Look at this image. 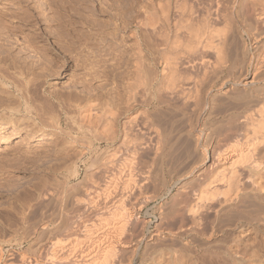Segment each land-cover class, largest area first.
Returning <instances> with one entry per match:
<instances>
[{
    "label": "rangeland",
    "instance_id": "obj_1",
    "mask_svg": "<svg viewBox=\"0 0 264 264\" xmlns=\"http://www.w3.org/2000/svg\"><path fill=\"white\" fill-rule=\"evenodd\" d=\"M131 1L73 0L72 2V0H0V264H26L30 261L32 262V260L33 264H37L38 262V264H74V261H77V258L74 256V247L81 246V250L89 248V243H91L89 241L95 236V233L92 231H95L96 227L102 225L106 215H108L106 210H104L106 208L103 207L102 209L95 210L94 213V210L90 211V213L88 212L90 215H86V217L83 218L84 220L86 219V224H88L90 228L92 226L91 229H94L90 232L85 226L84 228L80 227L81 229L78 228L81 231L77 229L79 235L84 239L81 240V242H76L74 234L69 236L70 234L68 232L56 231L54 229L64 221L67 214H71L69 213L72 212L71 210H73L72 213L76 210L73 200L86 199V197H99L104 203L103 200L104 198L106 199L107 196L105 195H107L108 192L106 188L107 181L99 178L100 176L98 175L100 172L97 168L100 169L102 164L106 163V161L108 163L109 156L110 159L115 158L118 160L120 162H118V164L138 167L137 169H139L141 175L143 174L148 177V181H146V183H148L146 184V188H144L145 190H143L145 192L134 195L136 197L132 195L129 201H125V205L128 206L127 208L130 207L129 211L133 212V214L135 211V223L137 221L139 222L135 224L137 230H134L139 233V235L142 234L140 242L131 245V247H128L126 250L118 245V247L121 248L120 250H122V253L119 251V258L126 264H177L180 261H176V259L173 261L175 256L172 252H174V250L181 252L178 254L181 255L182 258L180 257V259L183 260L181 261L182 263L180 262L178 264H198V259H201V264H226L225 247L228 245L235 246L239 244L250 246L256 243L257 246L255 249L258 251L261 250L258 242L264 238V230H262V227L260 229H254L249 220H246L248 217L241 215L243 213H239L241 209L235 212L234 215H230L231 212L229 213V211H226V215L224 213L222 214L224 215L222 217L226 219H224V221H219V223L216 221V218L213 219L215 215L214 212H209V222H212L210 224H215L217 227L219 225L222 227H219L221 231L217 232L215 236L210 237V243L206 246L201 245V240H199V242H194L191 247L192 251L189 253L190 256H187L188 253L185 251L182 252L181 245H179L181 242L185 241V237L180 235L174 236L173 231H178V227H180L181 224L185 225V223L181 221V214L186 212L185 209L189 202L192 201L191 203H195L193 201L198 196V191L200 192L202 189L201 182H204L197 177V175L201 173L200 171L192 173L189 178L186 177L191 170L199 167L201 164V161L195 160L199 154L198 152H200V148L196 150L198 153L197 155L195 153L196 156H187V154H185L190 143H192L190 144L191 150L193 149L192 145L195 143L193 141H195V136L199 134L200 128L204 126L203 129L210 133L209 137L214 140L213 142L216 145L218 144V147H221V145L222 147H226V144L229 145L235 140V138H233L226 141V132H229L226 127H229L232 120L237 115L242 114L247 107L252 106L250 104H257V107L264 104V76L262 79V76L256 75L259 82L256 80V84L253 86H244L243 84L246 80L248 81L253 78L252 76L256 70L255 68L259 70L262 67L261 70H264V66H261L264 65L263 16L261 15L262 17H260L258 11H249L250 13L247 14L251 15L252 12V15H254L253 20H255V18L256 20L259 19L258 21L255 20V23L253 20L251 21L252 16L246 15L247 11L244 13L241 12L240 16L237 17L240 7L237 6L235 0H233L235 2L231 0L232 3L230 1L229 6L227 5L224 7L226 11H224V13L228 11V15L226 14L228 19H225V24L229 23L225 25V20H222L221 23L217 24L215 27V32H220V34L217 33L218 36L221 35V31L222 34L223 31L224 34H227L225 35L228 36L230 44L224 47V52L226 53L223 52V54L225 57L223 55L224 58L222 57V60L219 61L217 65L222 71L221 77L223 78L225 76V85L223 84L224 89L223 94H221L222 97L220 95L219 97H221V99L218 98L219 100L210 101L208 97L206 98V96H203V103L199 104L200 107L198 106L197 109V105H195L193 101H189L191 105L188 104L185 109L183 108L185 105L181 106L179 109L180 112L178 110L176 112L174 111L173 116L176 114L174 120H177V122H175L177 124H174V130L170 133L168 132L164 137V139L166 138L165 141L168 148H165L167 152L165 151L166 155L163 160L158 156L159 154L155 153L154 148L149 150L148 147H151L152 143L155 144L159 138L155 131L157 126L155 124L156 120H154L155 112L158 107H151V114H149L148 105L146 103L149 100V98H147L149 93L144 89L147 84H142L143 82L146 83L147 80L144 79L145 81L143 80L142 82L140 81L141 79L138 78V83L142 82V85L139 84L140 87H137L136 92L140 90V92L144 91V93H136L138 95H136V97L139 98V100L141 98V100L139 101V106L133 109H130L129 104L126 103L127 92L124 88H126L125 84H127L126 77L132 68L131 66H133L132 64H134L133 61L135 62L137 57L136 49L138 42L143 39L147 40L148 43L152 42L150 34L148 33L149 31L147 30L149 27L147 25L145 26V22L147 23L148 19L144 17H151V8L154 4H165L167 0H151V2L150 0H138L139 3L137 0ZM204 1L202 2L200 0V3H197L199 7L202 3L203 7L205 6L204 4H206V7H202L203 11L207 7H212L214 5L211 0H207V2L210 1L208 4L206 1L204 3ZM197 2H199V0ZM147 5H150L149 8ZM254 13L258 14L256 15ZM249 17L250 20H248ZM242 18L243 22H241ZM143 19L147 20L143 21ZM139 22L141 24L144 22V25H140ZM143 26L145 27L143 28ZM233 27H236V29L234 30ZM216 28L221 29L217 31ZM63 31L65 33H63ZM145 33H148L147 37ZM222 37L225 36L223 35ZM211 53L212 52L208 53L210 60H213V62L217 61L216 53ZM153 54L152 52L148 53L150 56H145L148 60L146 59V61L144 59L146 66L148 64L147 70H150L148 71L150 72L148 74L149 79L147 78L149 81L154 80L153 78L156 76V70L159 72V78H163L165 75L162 71L163 65L161 63L158 64L159 61H156L160 60V57H157L158 54L155 56L154 52ZM228 55L230 57H228ZM241 58L242 61L240 60ZM258 60H260L259 62L263 60L260 66H258V64L256 65ZM221 62L223 65H221ZM127 65L128 67H126ZM153 72L155 75H152ZM228 73L231 74L229 75ZM236 73H243L242 78H240L241 81L238 84L232 83L235 80V76L238 75ZM255 73L258 74L260 71ZM115 86H117V88ZM217 86L220 87V84ZM118 87L122 96L120 95V99L115 101L114 104L117 105L114 109L118 112L120 111L122 114L118 124H114L115 127H113V124H110V126L109 124H105V116L107 114L103 106L110 96H107V93H115L114 91H116ZM103 89L105 90L103 91ZM79 90L80 92H78ZM224 93L229 98H225ZM86 95H90L92 100H86ZM247 99L254 101H247ZM260 101H262V104ZM257 102H260V104ZM229 104L230 106H227ZM90 107L95 108L97 111L100 109L98 112H102L101 114L99 113L101 116L104 113V117L102 116L103 122H101L98 128L99 131L81 126L82 120L81 117H79L81 116V110ZM232 108L234 109L232 110ZM139 111H144V113H140ZM39 114H42L41 118ZM183 115H186V117ZM131 116H136L135 118L138 117L136 122L139 125L135 126L136 130L127 133L123 131V121ZM143 116L145 119H143ZM179 116L180 118H178ZM59 120L62 122L61 127L58 123ZM180 120L182 121L180 122ZM192 120L194 121L191 124ZM46 122L49 125H46ZM111 125H113L112 127L114 129H119L113 131ZM141 125L145 128L141 127ZM175 125H177V129ZM168 126L167 129H170V126L172 127L170 123ZM140 129H143V132ZM187 129L193 131L195 136L189 135ZM108 132H110L109 134H111V136ZM125 134L127 135L125 136ZM112 136H116V139L112 138ZM137 136L138 138H136ZM150 136H152L151 139ZM148 138L150 140L153 138L152 143L147 146L148 149L145 148L143 152L140 151L141 155L133 152V150H136L137 144L148 140ZM185 139H188V145L185 143ZM173 141L174 143H172ZM180 143L182 145H179ZM185 144L187 145L186 148ZM174 148L175 150L173 151ZM134 153H136L137 156L139 155V157L141 156V158L138 157V159ZM148 153H151L149 154L150 157ZM175 153L183 155L182 157L180 156V160L177 158L173 160L172 157ZM140 159L144 161H140L139 163L138 160ZM186 166L188 168H186ZM207 175L206 172L201 173L202 177ZM213 178L214 176L210 178V181L207 179V182H211ZM101 179L104 181H101ZM255 179L257 181H262L261 179H263L264 181V178L258 176L255 177ZM178 180L182 182L179 183L180 181ZM120 182L122 183V181ZM51 190H53V192ZM104 192H106V194H104ZM52 198H54V200H52ZM109 200L111 201L110 198L107 199L108 202H110ZM173 202H175L176 205ZM51 204L54 205L52 206ZM181 208H183V211ZM210 215L212 220L210 219ZM172 216H175V219L174 217L172 218ZM159 218L162 221L159 220ZM149 219L153 221V224L148 232H144V227L142 228L144 223L142 222L143 220ZM159 221L162 222L161 225L163 228H161L163 231L160 232L161 234L156 235L155 239L151 241L157 242V240L160 239L162 241L160 240V242H158L160 246L158 245L157 248L153 245L151 247V245H147V242H149V238H151L150 235L156 233L154 224ZM173 222L175 223L174 226H172V224H174ZM43 224H45V226H43ZM48 229L49 231H47ZM88 230L90 235L88 234ZM52 237L56 238L54 239ZM173 238L175 239L171 240ZM212 239L213 241H211ZM49 240L52 241V244ZM158 247H160V249ZM55 254H57V256H54ZM64 255H66V257L68 256V258L70 257L69 260L68 258L66 259ZM62 256L66 259H64L65 261ZM29 258L31 260H29ZM254 263L264 264V256L259 258L258 261L252 260V262H250V264Z\"/></svg>",
    "mask_w": 264,
    "mask_h": 264
},
{
    "label": "bare ground",
    "instance_id": "obj_2",
    "mask_svg": "<svg viewBox=\"0 0 264 264\" xmlns=\"http://www.w3.org/2000/svg\"><path fill=\"white\" fill-rule=\"evenodd\" d=\"M197 1L198 0H167V1H165L166 2L165 4H160V3L157 4V5L154 4L152 8L150 7L151 8V12H152V13L150 12L151 13V17H149V16L148 17H144V18H147L148 20L147 19H145V20L143 19V21L147 20V23L145 22V26L147 25L149 27L147 30L149 31L148 33L150 34L152 42L150 41L151 43H148L147 40L143 39L142 41L138 42V46L136 45L137 46V49H136L137 50V57L135 59V62L133 61L134 64H132L133 65V66H131L132 68L130 67L131 70L130 71L128 70L129 73H128V76L126 77L127 78V82H126L127 84L124 83L125 87H126L124 89L127 92V97H126L127 98V102L126 103L129 104V108L130 109H133L136 106H139V103H140L139 101L141 100V98L139 100V98L136 97V95H137L136 93L140 92V90H138V92H136V89H137V87H140L139 84H141L144 79L147 80L146 83L143 82L142 84H147L146 87L144 86L145 87L144 89L147 90V92L149 93L148 96H147V98H149V100H148V102H146L147 105H148L149 114H151L150 113L151 112V109H150L151 107H153V106L158 107V109L156 108L157 111L156 112L154 111L156 113L154 120H156L155 124L157 126V129L155 128L156 130L155 129L154 130L158 134V138L159 139L157 140V142L155 144H153L152 143L153 138H152V140H150L151 137H152V136H150V139L148 138V140L142 141L141 143H139L137 145L135 144L137 147L135 148L136 150H133V152L139 153V155H141L140 153L143 152V149H145V148L148 149V147H149V150L151 148L152 149L154 148L155 149V153L159 154L158 156H160L161 159L164 160L165 155H166L165 148H168L167 144H166V141H165L166 138L164 139V137L167 135L168 132L169 133L172 132L174 130L173 129L174 128V124H177V123H175V122H177V120H174V116L176 114L173 116L174 111L175 112L177 110L179 111L181 106H184V105H185V107H183V108L185 109L188 106L189 101H193V103L195 105H197V107L195 106L196 109H197L199 104L203 103L202 102V100L204 98L203 96H206V98L208 97L210 101H216L218 98L221 99V97H222L221 94H223V89H224L223 84L225 83V78H224L225 76L223 78L221 77L222 71H221V69H219L217 67V65L219 64V61L222 60L221 58L224 55L223 54L224 49H225L224 47H227L230 44H229V41H228L229 38H228V36H226L227 34L225 33L226 34L225 35L224 31H223V34H222V31H221V35L222 36L224 35L225 37H222L221 35L218 36V34H220V32L219 33L217 32L218 33L217 34L215 32V27L217 26V24L221 23L222 20H225L227 18L228 11H227V13H224V11H225L224 7H226L227 5L229 6V3H230L231 0H211V2L214 3V5L212 3V5L214 7L213 6H212L213 8L212 7H207L206 9H204V11L202 9V7H203V5H202L203 3L202 2L204 0H201L202 4H201L200 7L197 4V3H200V0H199V2H197ZM205 1H206L207 4L210 2V1L207 2V0H205ZM205 1H204V3H205ZM232 1H231V3H232ZM235 1H236L237 6L240 7V9H238L239 11H238V16L237 17L240 16L241 12L244 13V12L247 11L246 15H248L250 17L252 16V19H251V21H252L253 17H254V15H252L253 13L251 12V15H249L247 13H250L249 11H254V12L258 11V13H260V17L263 16L262 18H264V4H263L264 0H262V1L261 0H235ZM235 1H233V2H235ZM72 2H73V0H72ZM150 2H151V0H150ZM150 2H148V3H150ZM124 3H126V2H124ZM138 3H139V1H138ZM138 3H137V5H138ZM115 4H116V2H115ZM204 5H205L204 7H206V4H204ZM125 6H124V8H125ZM139 6H140V4H139ZM149 6H148V8H149ZM120 7H121V5H120ZM131 12H130V14H131ZM142 13H143V9H142ZM120 14H122V13H120ZM254 14H256V13H254ZM142 15H144V14H142ZM148 15H149V13H148ZM230 16H229V18H230ZM250 17H249V19L248 18H246V19L250 20ZM248 20H246V21H248ZM255 20H256V18H255ZM255 20H253L254 23H255ZM258 20H256V21H258ZM141 21H142V19H141ZM229 21H230V19H229ZM124 22H126V21H124ZM225 22H226V20L224 21V24H225ZM227 22H228V20H227ZM241 22H243V18H242ZM143 23L144 22H142V24ZM139 24L142 25L140 22H139ZM227 24H225V25H227ZM145 26H143V28ZM140 29H142V28H140ZM216 29L218 31V29H221V28H216ZM235 29H236V27L234 28V30ZM143 32H144V30H143ZM63 33H65V32L63 31ZM70 33H71V31H70ZM227 33H228V31H227ZM255 33H257V32H255ZM147 34H146V37H147ZM231 36H233V35H231ZM83 38H85V37H83ZM25 41H28V40H25ZM33 41H31V42H33ZM231 44H232V42H231ZM151 52H152V54L154 52L155 56H156V54H158L157 57H160V60H156V61H159L158 64L161 63L163 65L162 71H163V74H165L163 76V78H159V72L156 70V76L153 78L154 79L153 81H149L148 80L149 79L148 78V74L150 73L148 71H150V70H147L148 69V67H147L148 64L146 66V62H145L146 59L148 60V58H145V56L148 55V53H151ZM210 52H212V53L215 52L216 53L218 60L216 58L215 59L217 61L213 62V60L212 61L210 60V58L208 57V53H210ZM229 52H232V51H229ZM224 53H226V52H224ZM121 56H123V55H121ZM148 56H150V55H148ZM213 56H215V55H213ZM224 57H225V55H224ZM228 57H230V56L228 55ZM262 57H263V55H262ZM122 59H124V58H122ZM244 59H246V58H244ZM240 60L242 61V58ZM259 61L260 60H258L257 63H256V65L258 64V66H260V64L262 63L263 60H261V62H259ZM222 62H221V65H223ZM233 63H235V62H233ZM155 64H156V62H155ZM261 66H264V65H261ZM126 67H128V65ZM261 68L259 70H257V68H255L256 70L253 73V76H252L253 78L251 80H248V81L246 80L243 83L244 86H250V85L253 86L254 84H256L255 81L256 80L258 81V77L257 76H262V79H263L264 70H261ZM241 70H242V68H241ZM123 71H124V69H123ZM231 71H232V69H231ZM259 71H260V73H258V74L255 73V72H259ZM244 73H245V71H244ZM236 74H238V73H236ZM242 74L243 73H240V74L236 75L235 78L231 75L235 79L232 83H234V84L237 83L238 84L241 81L240 78H242V76H243ZM152 75H155L154 72H153ZM110 78H111V76H110ZM138 78L141 79V80L139 79L140 81H142L141 83H138ZM223 79H224V81H223ZM227 80H228V78H227ZM218 84H220V87L217 86ZM105 85H106V83H105ZM105 85H103V86H105ZM115 87L117 88V86H115ZM104 90L105 89H103V91ZM78 92H80V90ZM114 92L115 93L112 92V94L111 93H109V94L107 93V96L108 95H110V96L105 101L104 106L102 104V106L104 107L103 109H104L105 113L107 114V115L105 114L106 115L105 116L106 117L105 118V121H106L105 124H107V125L109 124V126H110V124H113V125L114 124H118V121L121 119V114H122V113H120V111L118 112L117 110L114 109L115 106L117 105V104H114V103H115L116 100L120 99V95L122 93L120 94L119 87ZM142 92L144 93V91H142ZM142 92H140V93H142ZM230 92H232V91H230ZM238 94H240V93H238ZM146 95H147V93H146ZM220 95H221V97H219ZM224 95H225V98H229V97L226 96L225 93H224ZM86 96H87L86 100L91 99L90 95H86ZM94 99H95V97H94ZM121 101H122V99H121ZM124 101H126V100H124ZM247 101H251V100L247 99ZM252 101H254V100H252ZM226 102H228V101H226ZM260 102L262 104V101H260ZM260 102H257V103L260 104ZM142 103H143V101H142ZM80 105H82V104H80ZM189 105H191V102H190ZM250 105H252V106L247 107L244 110V112H242V114L237 115L233 120L231 119L232 122L230 121L231 123H230L229 127L228 128L226 127V129L229 130V132H226V134H227L226 135L227 136L226 141H228L230 139H233V138H235V140H234L233 143H231V141H230L231 144L228 143L229 145L226 144V147L223 146L225 148H223L222 145H221L222 148L218 147V144L216 145L213 142L214 140H212L209 137L210 133H208L206 130L203 129L204 126L203 127L201 126L202 128H200L199 134L196 135V136L193 134V131L187 129V133L189 135L195 136V141H193L195 143H194V145H192L193 149L191 150V145L190 144H192V143L189 142L190 144L188 145L187 144L188 143L187 142L188 139L187 140L185 139V143L190 147V148L187 147V145L185 144V148L187 147L185 154H187V156L188 155L196 156L199 153L197 155V158H195V160L197 159V161H201V164L199 165V167L196 166L197 167V168H195L196 170L195 169L191 170L189 172L188 176H186V177L189 178L192 175V173H195L196 171H200L201 173L206 172L209 175V176L207 175V176H203V177L201 176V173H199L197 175L199 180L204 181V182H201L202 189L200 190V192L198 191V194H197L198 196L193 201L195 203L194 204L191 203L192 201L189 202L188 206L185 209L186 212L184 211L185 213L181 214L182 215L181 221L184 222L185 225L181 224V226L178 227V231H173L174 232L173 233L174 236L180 235L182 237L183 236L185 237L184 238L185 241L181 242L179 245H181L182 252L185 251L186 253H188L187 256H190L189 253H191V251H192L191 247H192L194 242H199V240H201V245H205L206 246L208 243H210V239L209 238L215 236L217 234V232L221 231L220 228H222V227H220L219 225L217 227L215 224H213V225L210 224L212 222H209L208 214L211 211H213L214 214L216 215V217L214 215L213 219L216 218V221H218V223H219V221H224V219H226V218L222 217V216H224L222 214L223 213L225 214L226 211H229V213L231 212L230 215L231 214L234 215L235 212H238L241 209L239 211V213L240 214L243 213L241 215H245L246 217H248L246 220H249V222L254 227V229H260L262 227L263 228L262 230H264V181H263V179H261L262 181H257L255 179V177H257V176L261 177V178H264V104L263 105H259V107L256 106L257 104L256 105L255 104H250ZM227 106H230V104L227 105ZM195 107H194V109H195ZM127 108H128V105H127ZM184 109H181V110H184ZM233 109L234 108H232V110ZM98 111H100V109H98ZM98 111L95 108H91V107L82 109L81 113H80L81 116H79V117H81V120H82L81 126L87 128V129L90 128V129H92L94 131H97L98 128H99V125L101 124V122H103L102 121V116L104 117V115H103L104 113L101 116L100 114L102 112L100 113ZM38 113H40V112H38ZM140 113H144V111L140 112ZM145 113H147V112H145ZM36 115H37V112H36ZM41 115H40V118H41ZM186 115H183V116L186 117ZM145 116H146V114H145ZM135 117L136 116H131V117L127 118V119H124V121H123L124 130L123 131H126L128 133L130 131L133 132V130H136L135 126H137L139 124H137V122H136V119L138 117L137 118H135ZM59 118H60V116H59ZM178 118H180V116ZM143 119H145L144 116H143ZM189 119H191V118H189ZM193 119H194V117H193ZM41 121H43V120H41ZM181 121L182 120H180V122ZM193 121L194 120H192L191 124L193 123ZM223 121H222V125H223ZM189 122H190V120H189ZM58 123H59V126L61 127V125H62L61 120H59ZM169 123L172 125V127L170 126V129H167V126L169 125ZM146 124L148 125L147 122H146ZM202 124H203V122H202ZM46 125H49V124H47V122H46ZM113 125H111V128L113 129V131L114 130L116 131V129H119V128L114 129L113 127H115V125L114 126ZM164 125H165V127H164ZM50 126H52V125H50ZM176 126L177 125H175V128H176ZM141 127H144V126L141 125ZM62 128H63V126H62ZM168 128H169V126H168ZM205 128H206V126H205ZM105 129H107V128H105ZM108 129H109V127H108ZM184 129H186V128H184ZM140 130L142 131L143 129H140ZM126 132H124V133H126ZM109 133L110 132H108V134ZM137 133H138V131H137ZM212 134H213V132H212ZM109 135L111 136V134H109ZM112 135H113V133H112ZM126 135L127 134H125V136ZM144 136H141V137H144ZM115 137L116 136H114V137L112 136V138L116 139ZM136 138H138V136ZM145 138H146V136H145ZM141 139H144V138H141ZM167 141H169V140H167ZM172 143H174V141ZM150 144H151V147L148 146ZM169 145H171V144H169ZM179 145H182V144L180 143ZM198 148H200V152L197 153L196 150ZM174 150H175V148L173 149V151ZM136 153H134V154H136ZM151 153H152V151H151ZM151 153H148V156ZM195 153H196V155H195ZM139 155L137 156V154H136V157L138 158ZM152 155H153V153H152ZM170 155H171V153H170ZM180 156L182 157L183 155H181L179 153H175L172 158H173V160L176 159V158L179 159ZM108 158L110 159V156ZM139 158H141V156ZM169 158H170V156H169ZM109 159H108V163H107V161H106V163H103L104 166L102 164L103 167L101 166L100 169L97 168L98 171L100 172V174L98 175V176H100L99 178L105 179V181H107L106 188H107L108 192H107V195H105V196H107L106 199L104 198V200H103L104 203L102 202V200L99 197H96L97 200H96V198H92V197L91 198H89V197L87 198L86 197V199L82 198L83 200L82 199H79V200L75 199L76 201L75 200H73V201L75 202L74 203V206H75L74 208L76 209V210H74V213L75 212L76 213L75 214L72 213L73 210H71L72 212H69L71 214L68 215L67 211H66L67 215L65 216L64 221L60 225H58L57 228L55 226L56 229H54V230H56V231H58V230L65 231L66 233L68 232L70 234L69 236H72L74 234L76 242H81V240H84V239L79 235L78 231H80V230L78 228H80V227L84 228V226H85V227H87L90 230V232H91V230L94 229V228L91 229L92 226L90 228L89 225L86 224V219L84 220L83 218L86 217V215H90L89 214L90 211L94 210L93 211V213H94L95 210H98L100 208L102 209L103 207L106 208L104 210H106L108 215H106V218H105L103 224L100 225V226L98 225L99 227H96L95 231H92L93 233H95V236L93 237V235H92V237H93V239L91 237L92 240L89 238L91 240V241H89V242H91V243H89L90 244L89 248H87L85 250H81V246L80 247L79 246L74 247V249H73L74 250V256L77 258V261L75 260L74 264H126L125 262H123V260H120V258H119V256H120L119 251L122 253V250H120L121 248L118 247V245H120L122 247V249L126 250V249H128V247H131V245H134L135 243L140 242V240L142 239L141 238L142 234L139 235V233H137L134 230V229H136L135 224L139 223L138 221L135 223V215H134L135 211H134V214H133V212H130L129 211L130 207L127 208L128 206L125 205V201L126 202H127V200L129 201L132 198V195L134 196L136 194H141L142 192L143 193L145 192L143 190H145L144 188H146V184L148 183V182L146 183V181H148L147 180L148 177L144 176L143 174H142L143 175L142 176L141 173L139 172V169H137L138 167H135L133 165L128 166L126 164H124L125 166L122 164L123 165L122 166L121 164H118L119 161L116 160L115 158L114 159L112 158L110 160ZM193 159H194V157H193ZM102 161H103V159H102ZM138 161L140 163V161H142V159H140ZM176 162H178V161H176ZM139 163H137V164H139ZM185 164H189V163H185ZM192 166H193V164H192ZM186 168H188V167L186 166ZM191 168H193V167H191ZM213 176H214V178L211 179V182H209L210 178L213 177ZM102 179H101V181H104ZM207 179L209 180L208 182H207ZM120 181H122V183ZM178 181H180L179 183L182 182L181 180H178ZM189 181H191V180H189ZM201 185H200V187H201ZM51 191L53 192V190H51ZM104 194H106V192H104ZM134 197H136V196H134ZM108 198L111 199V201L109 200L110 202L107 201ZM52 200H54V198H52ZM63 201H65V200H63ZM46 202H48V201H46ZM52 202H54V201H52ZM71 203H72V200H71ZM173 203L175 204V202H173ZM101 205H103V206H101ZM66 207H67V205H66ZM42 208H43V206H42ZM183 208H181L182 211H183ZM213 212H211V213H213ZM52 213H53V211H52ZM103 214H105V213H103ZM71 215H73V216H71ZM167 215H170V214H167ZM173 217L175 219V216H172V218ZM210 217H211V215H210ZM210 219L212 220V217ZM159 220H161V219L159 218ZM161 221H159L158 223L154 224V226L156 228V233L154 232L155 234L150 235L151 238H149L150 240H149V242H147V245H151V247L153 245V246H155L157 248V246L160 244V243L158 244V242H160L161 239L157 240V242L156 241L152 242L151 240H154L156 235L161 234L160 232L163 231V229H162L163 227L161 225L162 224ZM142 223H144V225L142 226V228L144 227V229H143V230H145L144 232H146V231L148 232L149 229L151 228V225L153 224V221L151 219L145 220V221L143 220ZM168 224H170V223H168ZM222 224H220V225H222ZM174 225H175V223L172 224V226H174ZM43 226H45V224H43ZM46 226H47V224H46ZM224 226H226V225H224ZM128 228H129V230H128ZM77 229H78V231H77ZM89 230H88V232H89ZM47 231H49V229ZM76 231H77V234H76ZM90 232L88 233L89 235H90ZM139 232H141V231H139ZM171 232H172V230H171ZM86 235H87V231H86ZM52 238H54V237H52ZM174 239L175 238H173L171 240H174ZM211 241H213V239ZM51 242L52 241H50V243ZM258 243H259V246H260V249H261L260 251L255 249V247L257 246L256 243H253L250 246L249 245L244 246V245H239V244H237L235 246H232V245L226 246L225 247L226 264H250V262H252V260L258 261L259 258L264 256V238L259 240ZM162 244H163V242H162ZM158 248L160 249V247H158ZM61 249H60V251H61ZM173 250H174V248H173ZM179 252L180 251H177V250H174V252H172L174 254V256H175V257L173 256L174 257L173 261H175V259H176V261H180V262L183 260V259L182 260L180 259L181 255L178 254ZM58 255H59V253H58ZM54 256H57V254H55ZM64 256L66 257V255H64ZM64 256H62L63 260L65 259ZM67 258H68V256L66 257V259ZM69 258H68V260H69ZM29 260H31V259L29 258ZM171 260H172V258H171ZM200 260L199 259L197 260L198 264L202 263ZM32 262H33V260H32ZM32 262L30 261V262H28L26 264H31ZM180 262H178V263H180ZM63 263H65V262H63ZM173 263H175V262H173Z\"/></svg>",
    "mask_w": 264,
    "mask_h": 264
}]
</instances>
